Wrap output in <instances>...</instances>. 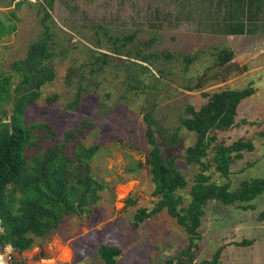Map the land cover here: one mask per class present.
<instances>
[{"label":"rangeland","instance_id":"obj_1","mask_svg":"<svg viewBox=\"0 0 264 264\" xmlns=\"http://www.w3.org/2000/svg\"><path fill=\"white\" fill-rule=\"evenodd\" d=\"M213 1L217 0L54 1L48 25L54 41L50 65L56 78L41 88L40 99L26 107V118L28 123L50 126L38 131L37 145L52 147L71 130L83 144L99 145L91 175L103 189L97 191V204L62 219L57 229L36 238L33 247L17 254L12 264H106L98 251L102 244L120 250L117 264H164L188 247L191 238L167 210L141 223L135 219L140 209L151 212L161 199L154 193L149 162L151 146L143 119L147 110H153L164 159L175 157V166L187 181L186 188L176 193L183 198L180 208L190 205L191 189L201 173L211 176L209 184H229L231 192L245 180L264 178V11L250 20L249 24H256L252 33L225 34L219 29L229 21L226 5L211 6ZM15 4L0 0V17L17 24V31L0 41V73H9L14 61L25 58L29 44L44 30L41 0H28L19 8ZM113 42L127 46L120 48L124 54L112 53ZM128 49L162 57L156 66L135 60L150 68L143 77L150 90L144 94L132 88L124 72L122 65L132 60L125 56ZM228 49L235 53L234 59L219 66L220 54ZM92 52L114 60L103 72L92 74ZM192 56L196 61L187 66L186 58ZM162 69L164 77L159 73ZM80 82L86 91L76 109H70ZM247 87L255 93L238 107L234 126L216 133L217 143L231 145L242 138L254 145L232 165L228 178L215 172L211 152L202 160L210 162L207 171L202 164L187 163L184 157L196 143L194 133L181 129L178 144L169 145L180 118L187 116V106L199 110L208 101L205 93ZM89 121L92 125L85 132L81 127ZM251 204L255 209H245L242 203L225 205L215 197L198 204L202 225L193 245V264H210L221 249L218 264H264V194ZM246 241L251 244L243 245Z\"/></svg>","mask_w":264,"mask_h":264},{"label":"trees","instance_id":"obj_2","mask_svg":"<svg viewBox=\"0 0 264 264\" xmlns=\"http://www.w3.org/2000/svg\"><path fill=\"white\" fill-rule=\"evenodd\" d=\"M8 1L10 4L16 3V8H19L28 0ZM54 1L41 0L45 12L41 21L44 27L42 35L29 44L25 58L11 64L9 73H0V223L3 228L0 232V245L4 248L9 244L19 254L31 249L36 238L57 229L60 221L65 217L84 212L85 206L97 204L99 202L97 191L103 189L101 182L94 180L91 175V164L101 151L99 145L83 144L74 130L66 132L62 140L57 141L52 147L37 145L35 143L38 131L49 130L50 126L38 122L28 123L26 118V107L40 99L41 88L56 78L55 70L50 65L54 56V41L48 25L51 20L49 11L53 8ZM215 5L218 8L226 5L227 8L229 21L223 24L224 28L219 29L220 32L233 35L252 33L256 24H249L250 20H256L264 11V0L211 2V6ZM12 17H17L14 11ZM16 31L17 24L12 18L0 17V41ZM135 35L130 36L129 39L133 41ZM116 41L119 43V38ZM115 43L117 42H113L111 48L112 53L124 54L120 48L127 46L123 44L120 47ZM125 51V56L132 59L122 65L126 77L130 80L133 89L144 94L150 90L143 82L145 80L143 77L150 73V68L136 61L156 66L157 61L162 57L144 50ZM96 53L92 52L91 57L92 74L103 72L114 60V56L101 54L96 57ZM234 57L235 53L232 50L222 51L219 56V66L228 64ZM195 61L196 56L186 58L187 66H191ZM159 73L164 77L165 70H159ZM186 87L188 90L193 89L190 86ZM200 87L199 84L197 88ZM85 91L80 82L77 98L68 106L70 109H76L79 98ZM254 93L255 89L252 87L214 94L205 93L204 96L208 101L199 110L187 106V116L180 118V126L171 135L169 145L178 144L181 129L194 133L196 143L188 147L184 157L187 163L202 164L207 171L211 168L210 162L204 164L202 160L211 152L214 155L212 163L215 172L221 177L228 178L232 165L243 156L244 151H253L254 145L252 141L242 138L231 145L217 143L216 133L228 131L234 126L238 107ZM55 99L56 97L52 98L53 101ZM143 119L151 146L149 162L156 186L154 193L161 199L151 212L140 209L135 219L141 223L153 213L167 210L168 214L187 231L191 242L188 247L175 257L169 258L164 264H193L195 254L193 245L200 238L199 229L202 225L198 204L208 197H215L216 201L225 205L242 203L245 209H255V205L251 202L264 194V178L245 180L237 190L231 192L229 184L223 186H217L216 182L209 184L211 176L201 173L191 189L190 205L187 208H180L183 198L176 193L186 188L187 181L177 170L175 157L164 159V152L156 140L154 127L156 120L153 118V110L145 111ZM91 125L92 122H85L81 129L87 132ZM159 131L164 132L163 129ZM126 202L130 205L135 203L133 200ZM242 244L248 245L251 242L246 241ZM98 251L106 264H117L116 258L121 254L118 248L105 244H102ZM221 252L222 249L215 254L210 264H218Z\"/></svg>","mask_w":264,"mask_h":264},{"label":"built area","instance_id":"obj_3","mask_svg":"<svg viewBox=\"0 0 264 264\" xmlns=\"http://www.w3.org/2000/svg\"><path fill=\"white\" fill-rule=\"evenodd\" d=\"M4 248V250H0V264H12L14 257H16L18 253L14 251L11 245H7Z\"/></svg>","mask_w":264,"mask_h":264},{"label":"clouds","instance_id":"obj_4","mask_svg":"<svg viewBox=\"0 0 264 264\" xmlns=\"http://www.w3.org/2000/svg\"><path fill=\"white\" fill-rule=\"evenodd\" d=\"M1 224V223H0ZM9 245V244H8ZM7 246V245H6ZM18 253V252H17ZM19 254V253H18Z\"/></svg>","mask_w":264,"mask_h":264},{"label":"crops","instance_id":"obj_5","mask_svg":"<svg viewBox=\"0 0 264 264\" xmlns=\"http://www.w3.org/2000/svg\"><path fill=\"white\" fill-rule=\"evenodd\" d=\"M236 36H240V35H236Z\"/></svg>","mask_w":264,"mask_h":264}]
</instances>
